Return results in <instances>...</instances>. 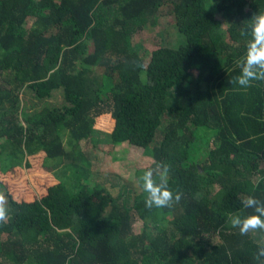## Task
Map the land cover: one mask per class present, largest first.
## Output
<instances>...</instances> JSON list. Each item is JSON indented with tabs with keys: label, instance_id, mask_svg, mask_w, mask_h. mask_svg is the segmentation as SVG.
I'll use <instances>...</instances> for the list:
<instances>
[{
	"label": "trees",
	"instance_id": "obj_1",
	"mask_svg": "<svg viewBox=\"0 0 264 264\" xmlns=\"http://www.w3.org/2000/svg\"><path fill=\"white\" fill-rule=\"evenodd\" d=\"M165 7L185 41L134 42ZM256 12L264 0H0V264H261L264 231L240 235L228 223L251 214L245 196L264 201V82L229 83ZM105 115L111 144L153 158L137 182L170 165L172 208H146L139 182L132 199L114 197L108 177L90 171L80 142H95ZM37 158L47 173L48 162L72 159L77 184L15 194L6 179Z\"/></svg>",
	"mask_w": 264,
	"mask_h": 264
},
{
	"label": "rangeland",
	"instance_id": "obj_2",
	"mask_svg": "<svg viewBox=\"0 0 264 264\" xmlns=\"http://www.w3.org/2000/svg\"><path fill=\"white\" fill-rule=\"evenodd\" d=\"M169 11V8L165 7L159 24L155 26L148 25L139 31L134 36V42L143 43L148 50H153L160 45L177 46L183 40L185 41V38H181L179 35ZM31 24L32 21L30 20L29 25ZM171 117V114L165 113L164 122H168ZM95 127L97 129L94 137L95 142H80V150L89 163L90 171L94 174L96 172L102 173L108 177L104 184L112 196L115 197L122 191L128 200L132 199L133 193L138 192L136 172L150 165L153 158L146 155L142 148L131 145L128 142L119 145L111 144L108 141L107 133L112 131L114 120L110 115L98 118ZM160 139L161 132L158 130L153 144L159 142ZM213 143L212 138H210L206 143L207 146L203 147V149L201 148L198 154L201 153L200 156L203 157L207 153V150L213 146ZM63 144L68 152L69 148L64 138ZM71 161L72 159L69 158L63 161H55V163L48 162L46 167L50 170V173H47L41 168V158H37L34 161L32 160V165L29 169L18 168L6 180L10 183L15 194L20 193V195L28 196V198L32 199L41 194L47 185L57 180L76 185L78 181L76 176L67 168L70 166L69 163ZM51 173L57 175V178H54ZM79 174L76 173V175ZM93 181L94 177L89 181L90 185ZM2 187L0 185V195L4 196V189ZM132 229L135 234L140 233L143 230L142 221L134 219ZM214 239L218 241V237Z\"/></svg>",
	"mask_w": 264,
	"mask_h": 264
},
{
	"label": "clouds",
	"instance_id": "obj_3",
	"mask_svg": "<svg viewBox=\"0 0 264 264\" xmlns=\"http://www.w3.org/2000/svg\"><path fill=\"white\" fill-rule=\"evenodd\" d=\"M243 35L249 37L246 50L237 61L238 74L229 81L240 88L252 87L254 82H264V12H256L248 20ZM139 67V65H135ZM171 167L168 164H157L144 170L138 182L145 193L144 204L148 209L172 208L180 200L179 193L169 188ZM7 201L0 195V222H6L8 215ZM243 210L251 209V214L230 213L228 223L238 229L240 235H248L257 230L264 231V201L254 196H245L241 200ZM264 241L257 246L255 259L264 264ZM71 259V258H69ZM67 264V261H66Z\"/></svg>",
	"mask_w": 264,
	"mask_h": 264
}]
</instances>
